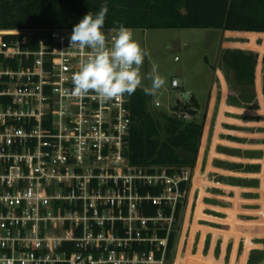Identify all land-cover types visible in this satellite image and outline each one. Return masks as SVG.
Listing matches in <instances>:
<instances>
[{
    "label": "built area",
    "instance_id": "obj_1",
    "mask_svg": "<svg viewBox=\"0 0 264 264\" xmlns=\"http://www.w3.org/2000/svg\"><path fill=\"white\" fill-rule=\"evenodd\" d=\"M111 30L102 29L109 46ZM71 33L0 31V259L166 264L174 214L194 185L192 173L130 165V96L106 103L94 93L71 96L72 75L90 52L70 47ZM12 36L21 39L5 40ZM150 106L162 107L153 97ZM164 113L192 120L188 111ZM143 187L162 194L142 196ZM144 202L159 207L155 217L143 215Z\"/></svg>",
    "mask_w": 264,
    "mask_h": 264
},
{
    "label": "rangeland",
    "instance_id": "obj_2",
    "mask_svg": "<svg viewBox=\"0 0 264 264\" xmlns=\"http://www.w3.org/2000/svg\"><path fill=\"white\" fill-rule=\"evenodd\" d=\"M248 35L258 34L205 29L134 31V39L150 53L144 59L138 89L151 86L147 74L155 62L158 73L166 78L165 86L152 96L162 106L159 112L175 109L177 102L184 104L186 93H190L199 104V115L192 120H204L203 148L196 168H189L194 185L192 182L182 201L180 217L174 225L178 229L176 248L173 259H166V264H250L253 255L251 264H264V64L257 69L254 105L237 107L230 103V98L240 95L234 75L222 60L229 49L264 57L263 39L257 38L254 50L243 45L249 43ZM173 81L179 88L172 87ZM223 107L230 109L222 112L224 117L242 124L219 126ZM215 140L217 157L210 163ZM188 228L190 239L189 233L186 236ZM204 240L201 251L199 245ZM216 241L214 255L209 254ZM221 247L226 250L222 258Z\"/></svg>",
    "mask_w": 264,
    "mask_h": 264
},
{
    "label": "trees",
    "instance_id": "obj_3",
    "mask_svg": "<svg viewBox=\"0 0 264 264\" xmlns=\"http://www.w3.org/2000/svg\"><path fill=\"white\" fill-rule=\"evenodd\" d=\"M105 3L108 12L103 29H118L124 25L133 31L205 29L257 33L258 35L246 36L249 43L243 44L251 50L258 46L257 38L264 41V0H0V31L73 29L87 13L92 12L95 15ZM19 39L20 36L5 38L8 42ZM32 49H36V46H32ZM222 60L233 73L234 84L240 94L230 98V103L237 107H251L255 100L253 89L257 69L264 64V57L241 49H229L223 54ZM219 76L226 93L223 76ZM151 99L152 95H146L140 89L130 95L132 126L126 147L128 162L134 167L144 169L166 168L169 175H174L181 169L196 168L203 144L204 120L185 122L166 113L154 111L150 106ZM189 109L199 110V104L194 97L187 99L184 104L179 103L175 108L177 111ZM224 109L225 107L221 110L219 126L223 123L237 126L242 124L224 117L222 112L230 110ZM238 113L251 114L240 111ZM229 134L235 136L234 133ZM216 145L215 140L210 163L217 157L214 152ZM184 189L185 185H182V190ZM138 192L142 196L151 197L162 194L161 189L149 187L139 188ZM163 210L168 217L171 215V210ZM158 211L159 207L151 202H144L142 205L145 217H155ZM180 212L181 205L174 214L175 224ZM158 236L161 239L167 238L166 231H159ZM177 240L178 229L174 228L168 237V261L173 259ZM203 244L204 242H200L201 251ZM157 257L160 258V255L157 254ZM254 259V255L251 256L250 264Z\"/></svg>",
    "mask_w": 264,
    "mask_h": 264
},
{
    "label": "clouds",
    "instance_id": "obj_4",
    "mask_svg": "<svg viewBox=\"0 0 264 264\" xmlns=\"http://www.w3.org/2000/svg\"><path fill=\"white\" fill-rule=\"evenodd\" d=\"M107 12L105 3L95 15L87 13L72 29L70 47L81 52L90 50L80 60L78 71L72 75V97L82 99L94 93L95 99L106 103L121 100L125 94L130 96L142 85L141 68L150 53L134 39L133 30L124 25L111 30L114 35L109 46L102 31ZM147 79L151 81V86L143 88L146 95L155 96L166 84V78L158 73L155 62ZM186 97L189 99L191 94L186 93ZM0 264H13V261L5 257L0 259Z\"/></svg>",
    "mask_w": 264,
    "mask_h": 264
},
{
    "label": "crops",
    "instance_id": "obj_5",
    "mask_svg": "<svg viewBox=\"0 0 264 264\" xmlns=\"http://www.w3.org/2000/svg\"><path fill=\"white\" fill-rule=\"evenodd\" d=\"M203 143H204V142H203ZM201 148H203V144H202V147H201ZM191 205H192V204L190 203V206H191ZM189 211H190V215H191V214H192V209H191V210L189 209ZM189 211H188V212H189ZM252 211H255V210H252ZM187 217H188V213H187V215H186L185 223H186ZM185 223H184L183 233L181 234V240H180V244H179V245H181L182 237H183V234H184ZM187 233H189V239H190V231H189V228H188V230H187V232H186V236H187ZM185 241H186V237H185ZM205 243H206V242H205V240H204L203 247H204ZM187 244L189 245V240H188V243H187ZM185 245H186V244H185V242H184V246H185ZM216 246H217V241H216L215 245H214L213 242H212V244H211V248H210V250H209V254L212 253V255H214V251H215V249H216ZM222 246H223V244H222ZM187 247H188V246H187ZM226 249H227V248H226ZM225 253H226V250L223 251V248L221 247L220 258H222L223 255L225 256Z\"/></svg>",
    "mask_w": 264,
    "mask_h": 264
},
{
    "label": "water",
    "instance_id": "obj_6",
    "mask_svg": "<svg viewBox=\"0 0 264 264\" xmlns=\"http://www.w3.org/2000/svg\"><path fill=\"white\" fill-rule=\"evenodd\" d=\"M180 102H177V104H179ZM188 114L191 118H196L199 115V111L198 110H194V109H189L188 110Z\"/></svg>",
    "mask_w": 264,
    "mask_h": 264
}]
</instances>
